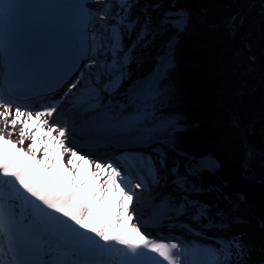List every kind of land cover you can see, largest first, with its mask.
<instances>
[{"label": "snow or ice", "instance_id": "1", "mask_svg": "<svg viewBox=\"0 0 264 264\" xmlns=\"http://www.w3.org/2000/svg\"><path fill=\"white\" fill-rule=\"evenodd\" d=\"M16 7L0 0V32ZM72 7L81 21L77 55L89 58L86 67L95 81L89 110L102 107L100 92H115L130 67L158 48L155 72L133 94L155 98L157 81L174 67L176 37L188 29L189 13L176 8L174 0H91ZM240 23L241 17H229L225 27L232 33ZM75 87L69 85L68 92ZM56 114L55 103L33 111L0 91V264H188L187 246L153 239L133 223L132 205L139 199L136 190L146 187L145 176L172 189L161 197L165 218L188 216L224 233L232 224L247 223L235 214L244 197L233 200L220 188L204 186L203 173L219 167L210 157L181 152L170 138L149 134L144 142L151 154L135 158L143 175L134 183L111 161H93L78 152L68 128L53 120ZM169 126L162 123L157 131ZM170 152L180 159L170 158ZM254 158V151L245 149V166ZM261 158L264 163V153ZM93 164L96 171H91ZM208 191L226 206L196 198ZM16 199L22 210L31 209L27 215L16 214ZM259 226L264 229V222ZM197 254L206 257L199 264H264V249L252 260L253 249L242 233L221 236L215 248Z\"/></svg>", "mask_w": 264, "mask_h": 264}, {"label": "trees", "instance_id": "2", "mask_svg": "<svg viewBox=\"0 0 264 264\" xmlns=\"http://www.w3.org/2000/svg\"><path fill=\"white\" fill-rule=\"evenodd\" d=\"M239 1H174L176 8L185 10L191 17L188 29L176 37L175 50H178L181 57L193 59L195 64L175 77L171 83L161 88L160 93H163V96H159L158 99L164 97L165 99L160 103V106L164 105L170 108L169 110L193 111V114L178 119L183 124L195 123L190 129L181 132L186 138L187 135L195 134L197 127L204 125L210 127L212 123L220 120L211 129L218 136L210 139L211 142H214V144L208 143L210 149L197 150L196 147L191 143L188 144L185 140L183 146L189 154L197 156L208 153L213 160L218 161L217 173L204 172L202 175V182L206 188L209 186L217 188L222 185L229 191L241 192L247 201H254L261 190L264 198V184L263 189L259 190L257 182L241 181L238 172L232 174L228 171L227 161L223 160L221 156L222 154L228 155L238 165L241 164L239 160L241 146L240 141H237L239 133L233 122L224 121L225 116H223L231 100H229V95L227 96L222 92V86H225L230 95L237 96V85L224 81L222 75L215 72V69L217 70L215 64H219L218 58L215 60L216 54L223 48L229 38V31L226 29L224 21L227 15L236 9ZM260 11H264V0H248L244 5L239 15L242 18V23L236 28V39L222 55L221 63L224 72L228 76L235 81L246 83L247 92L239 107V116L249 142L264 152V127L262 122L264 120V100L262 99L261 76L258 73L259 70L264 71V33L258 43L259 52L256 57L251 54L247 44V38L253 36L254 31L258 32L263 29L259 22L253 21ZM245 26L250 27L251 35L245 32ZM209 59L217 61L214 66H211L212 62ZM214 82H216L215 85ZM181 94L185 97L183 98ZM188 101L189 103H187ZM190 103L191 106H189ZM231 108L232 106L230 110ZM159 109V107L155 108V112L150 114H158ZM141 124L146 123L142 122ZM220 158L223 161L222 163L219 162ZM256 159L252 161L251 166L255 170L264 173V163H262L261 156ZM231 166L233 170L236 168L232 160ZM262 207L258 215L264 218V204H262Z\"/></svg>", "mask_w": 264, "mask_h": 264}, {"label": "rangeland", "instance_id": "3", "mask_svg": "<svg viewBox=\"0 0 264 264\" xmlns=\"http://www.w3.org/2000/svg\"><path fill=\"white\" fill-rule=\"evenodd\" d=\"M174 1H178L179 2L180 0H174ZM85 2H87L86 3L87 5L91 4V0H85ZM142 2H143V0H142ZM165 7H167V3L165 5ZM231 13H229V14H231ZM263 13H264V11H260L258 13V15L260 14V16H262ZM228 15H227V17H228ZM225 21H226V19H225ZM247 29L249 31L251 30V29L248 28V26H245V32H246ZM171 35H173V33L170 32V33L166 34L162 39L166 40ZM230 35H231V33L229 32V38H230ZM260 40H261V38H259L257 36L255 31H254V35L253 36H249L247 38V44H248V46L250 48L251 54L254 55L255 57L257 56V53L259 52L258 43H259ZM160 42L161 41L158 40L157 41V45H159ZM157 51H158V48L152 49L151 50V55L147 56L143 60L144 63H141V65H143V67H144V65H146V68L144 67V68H142L140 70H139V68H137L138 71H137V69H130V75L122 83L123 86L125 84L130 85V83H133L135 80L143 77L147 73H151L152 71H154L156 69L157 65H156L155 57H156ZM220 51H221V49L217 52L215 60L218 58ZM147 60H148V62L150 61L149 62L150 65L147 62ZM173 60L175 62H177L178 64H180L179 66H181L182 59H181L180 55H178L177 52H175V50H174V53H173ZM209 61L212 62L211 66H214V64L217 62V61H214V60H211V59H209ZM88 63H89V61H88ZM88 63L86 64V62H85L84 64L81 65L79 73L77 74V76H76V78H75V80H74V82L72 84H76L75 82H78V80L81 77H84V78L87 77L84 80V83L89 82V83L95 84L94 77L92 76L90 70L86 67V65H88ZM215 65H217V70L215 69V72L217 74L222 75L221 68H220L219 64L216 63ZM182 70H183V67H182ZM183 71H185V69ZM258 73H260V76H261V80H260L261 81V85H262L261 87H263L262 99L264 100V96H263V94H264V82H263L264 81V71H260L259 70ZM181 74L182 73H180V70H179V72L174 73L166 81H164L162 84H160L159 88H157L158 92H159V90L161 88H163L166 85H168L169 83H171V81L175 77H177L178 75H181ZM260 76H259V79H260ZM208 78L211 79L209 76H208ZM215 83L216 82H214V85H215ZM123 86L121 85L115 92H113L111 94L103 92V91L100 92L102 107H97V108H94L93 110L96 111V112H98V110H100L101 113L98 112L100 114V117L97 119V121L101 120V123H98L96 121L93 124H89V126H90V131H92V132H94L97 129H99L105 135H110L111 136L110 140L113 143H114V141L118 140L122 136H126V137H129V138L135 137V141H134L133 145H129L128 144L129 145L128 147H116L115 144H111L109 146H111L112 148L118 149L117 153L120 154V155H126L125 152L122 150V148H127L128 149V152H129L128 156L130 157V160L133 162L134 175H135L134 177H136V179H137V177L141 179V176L143 175V173L139 170L138 164L135 163V161L133 159H135V158H137V157H139L141 155H144L143 153H145V151H142L140 153L135 152L134 149L138 146L135 143L141 144L143 146H149L147 143H145L143 141L145 139V137L147 135H149V134H152L154 139H157V138L162 139L164 137L170 138L171 140L174 141V144H175L176 148H177V146L179 144H181L183 146L184 140H185V142H187L188 144L191 143L194 147H196L197 150L202 151V150L210 149L209 148L210 145L208 144L209 142H211L210 139L212 137L216 138L218 136V134H216V132L214 133L213 131H211V129L215 126V124H216V122L218 120L215 121L214 123H212L210 127H209V125H207V126L204 125V126L197 127V129L195 130V134L187 135V138H186L181 132H183L186 129H190L191 126L195 125V123H190L191 126L188 128V125H182V123H180L181 121H179L178 119H181V117H183V116H187V115L193 114V111L184 110V111L180 112L179 110H169L170 108H167L166 106L162 105L160 111L158 110L159 111L158 114L152 115L150 113L155 112L154 109L159 107L158 95H157L155 98H150L149 99V97H148L149 101L147 102L146 105H142V107L139 108L136 116L129 117L125 113H123L121 111V109L118 110L117 107L116 108H110L109 107L111 102H116V104L120 103V99H122L124 96H122L120 99H118L117 92H119L122 89ZM210 88H213V87H210ZM222 89H223L222 92L224 94H226L227 96L229 95V100H231L229 102L228 106L225 109V113L223 114V116H225V118H224L225 120L224 121H228V122L232 121L233 124L235 125L233 119L231 118L230 107L231 106L233 107L234 104H237V101L239 100V94L237 93L236 94L237 96H234V95L232 96V95H230L229 92H227L225 86H222ZM237 90H238V86H237ZM237 90H236V92H237ZM121 91H123V90H121ZM246 92L243 94V97L245 96ZM181 95H182L183 98L185 97V96H183V94H181ZM80 97H81V95H78V94H75L73 96V100H75V103L72 104V106L69 109V113H68V117L70 118V124H72V120L75 118V116H76V119H75L74 123H76L77 120L79 119V115L80 116L82 115V114H79L78 111L80 112L81 110H84V108H85V110H88L86 108V105H90V104L94 103V101L90 100V98L87 99L85 102H82V101H80ZM114 97H117V98L111 99V98H114ZM174 97H175V94H174ZM59 99L61 101H63L62 104H64L65 102L69 101V100H67V98L66 99H62V98L59 97ZM187 103H189V101ZM192 103H193V101H192ZM189 106H191V103L189 104ZM145 108L148 109L146 114L143 112V110ZM263 110H264V104H263ZM197 113H198V111H197ZM140 122H144L146 124L145 125H140L139 124ZM262 122H263V127H264V120ZM162 123H169L170 126L165 131H157V129L159 128V126ZM189 136H191V137H189ZM234 136H236V135H234ZM238 136H239V138L237 139V141L238 140L240 141V146H241V150H242L243 143H242L240 134ZM105 141H108V140L106 139ZM214 141H216V140H214ZM210 144H214V142H211ZM180 151L187 153L186 149L183 150V151L182 150H180ZM260 151L261 152H260V154H257V157L261 156V153H264L262 150H260ZM149 152L151 153V150H149L148 153L146 155H144V156L150 155ZM118 154H116L117 157L120 156ZM221 156H222L223 160L225 159L227 161L228 171L230 173H232V174L236 173L237 172V168H235L233 170L232 166H231V160L234 161L233 158L229 157L228 155L225 156V154H222ZM120 159H121V156H120ZM126 159H127V157H126ZM219 160H220L219 161L220 163L223 162L221 158ZM239 160L241 161V153H240ZM238 168H240V167H238ZM253 170L255 171V174L259 173V174L264 175V173L260 172V170H255L254 168H253ZM238 176L240 177V174ZM145 181H148V185H147V188L143 191V194H142L143 195V199H142V201L145 200V199L147 201H146V205L140 207V210H142V213H144L145 210L148 208L147 205H153L154 204V202H153L154 198H158V200H161V197L163 195H165L167 193H170L172 191V189L170 187L166 188V187H163V186H157L155 184H152L151 181H150V178H147L146 176L144 177V181L143 182H145ZM257 183L259 184V186H257L258 188H260L259 190L263 189V184H260L259 182H257ZM221 190L224 192V194L226 196H229L231 198L233 197L232 198L233 200L236 199V198H234V196L242 195V194H240L239 191L232 192V191H229L226 187H222ZM208 192L211 193L210 191H208ZM208 192L205 193V194H201L200 200H202V201L209 200V198H211L212 194H208ZM212 192H215V191H212ZM259 194H258V197L254 201H252V200L247 201L245 199L247 201V203H248V204L246 203L247 204V209H248L247 218L252 223H254L256 225L254 227V229H255L254 233L255 234H257L259 232V231L257 232L256 229L261 228L259 226V221H262V219L260 218V216L258 214L263 208L262 204H264L263 203L264 202V198H263V195H262V190L259 191ZM242 196L244 197V195H242ZM197 199H199V198H197ZM158 203H159L158 206H160L161 201L158 202ZM240 205H241V203L239 204V207H240ZM156 212L158 214L161 213V211H156ZM156 212H152V214L156 213ZM169 217H171V213H169ZM165 220H166V224L167 225H170L168 221H171V222L176 223L175 226H177L179 228H183L185 230L196 229L195 225L198 226L197 224H195L196 222L192 221L191 218L188 217V216L177 217V220H179L180 222L176 221L175 217H173V218H165ZM185 226H187V227H185ZM210 228L212 230L216 229V228H213V227H210ZM212 230L211 231H206V232H211L213 234ZM262 230H264V229L261 228L260 231H262ZM255 234L252 236L253 237L252 240H254L253 241L254 243H247L253 249L252 260H256L257 259V257H256L257 252H256L255 244H257V242H262L259 239H257V236ZM225 235H229V236L233 235V232H227V233H225ZM204 237H206V236H203V238ZM219 238L220 237H216L212 241L206 240L205 242L208 243L210 245V247L215 248L216 247V241ZM257 240H259V241H257ZM261 244H263V245H262V247L261 246L259 247L260 250L264 249V247H263L264 246V242L261 243ZM47 258L48 257H45V259H47Z\"/></svg>", "mask_w": 264, "mask_h": 264}, {"label": "bare ground", "instance_id": "4", "mask_svg": "<svg viewBox=\"0 0 264 264\" xmlns=\"http://www.w3.org/2000/svg\"><path fill=\"white\" fill-rule=\"evenodd\" d=\"M257 17H259V18H257ZM253 21L254 22H259L262 25V27H263L262 30L256 32L257 36L259 38H261L262 35H263V33H264L263 32L264 31V13H263L262 17L260 15L256 16ZM248 28H250V27L248 26ZM246 32L248 33V35L249 34L251 35V32L250 31L246 30ZM175 52H177V54L180 55L178 53V50H175ZM181 59H182L181 66H179L180 64H178L177 62L174 61V67H172V69L167 73L166 76H164L163 79H160V80L157 81V83H156V87L157 88H159L160 84H162L164 81H166L174 73L179 72V70H180V73H183V72L187 71L188 69H190V67H192L195 64L194 60L193 59L191 60V58L190 59H187V58L181 57ZM147 62H148V60H147ZM142 63H144V62H142ZM140 65L139 66L133 65V66L130 67V69H137V68H139V70H140V69H142L144 67L146 68V65H144V67H143V65H141V66ZM149 65H150V63H149ZM182 67H183V70L185 69V71L182 70ZM155 70L152 71L150 74H148L146 76V78L144 79V81L147 80V79H149L152 76V74L155 72ZM137 71H138V69H137ZM221 71L224 72V69L221 68ZM83 81H84V78L81 77L78 80V82H75L76 83V87L72 89V94H68L67 92H65L64 94H62L60 96V98H62V99H66L67 98V100H69V101H67L64 104H62L63 101H61L58 98V96L55 95L51 99V101L49 102V104L46 105V106H49V105H51L53 103L56 104V106H57V114L53 117V120L55 122H60L61 120H64L65 119V115H68L70 107L72 106L73 103H75V100H73V96L75 94L81 95L80 100L84 98V95H86V91H85V87L83 85H81V83ZM121 85L123 86V84H121ZM132 86H133V83H130V85L125 84L122 87V89H121L123 91H126L127 90V93H125V95H124L125 98L124 99H120V103H119L120 105L119 104H116V102H111L110 105H109V107L110 108H116L117 107L118 110L121 109V111L123 113H125L129 117L136 116L139 108H141L142 105H146L150 98L148 99V96L146 94L142 93V92L139 93L136 96H133V94L136 93L137 90L133 91V88L129 90V88L132 87ZM138 88H139V86H138ZM138 88L136 87V89H138ZM66 93H67V95H66ZM159 96H163V93H160V90L158 92V97ZM263 96H264V94H263ZM164 99H165L164 97L162 99H158V103H159V108L160 109H161L160 103H162V101H164ZM242 101H243V99H242ZM241 104H242V102H241ZM241 104H240V106H241ZM235 107H236V104L233 105V107L231 108L230 111L232 112ZM239 107L237 108L238 114H239ZM39 108H41V107H39ZM39 108H35V109H32V110L33 111H36V110H39ZM86 108L88 109V114H93L94 115V118H97L98 119L100 117V114H99V113H101L100 110H98L99 113L96 112V111H94L93 109L92 110H89V105H86ZM160 109H159V111H160ZM78 113L79 114L85 113V108H84V110H81L80 112L78 111ZM74 121H75V119H74ZM97 122L98 123H101V120H98ZM60 124H63V122H60ZM63 125L68 128V135H69V139H70L71 142H74L75 141V144H77L76 141H87V142H89V141L92 142L93 141V139L90 138V136H88V133H90L89 132V126L84 127V126L78 125V124H76V125H70L69 126L68 123L67 124L64 123ZM78 128H81L80 131L82 132V134H78L77 133V136L76 137L71 138L70 132L74 133V130H76ZM94 133L95 134H101V132H100L99 129H97L96 131H94ZM4 134L7 136V131H5ZM110 137H111L110 135H107L105 137H102L103 140H100L98 138L97 139V142H96L97 145H98V147L96 148V150L94 152H96L97 154H105V153H107V151L103 148V147H105V145L103 146V142H104V144L107 143V142H110L111 141L110 140ZM10 138L13 141H17L18 140V136H16V135H13ZM106 139L107 140L109 139V140L108 141H105ZM134 141H135V137L129 138V137H126V136H122L118 140L114 141V144L115 145H118L116 147H128L129 145H133ZM135 144L138 145L134 149V151L137 152V153H140L142 151H145V153H143V154L146 155L148 153V151L151 150L149 148V146H143V145L137 144V143H135ZM25 147H26V145H25ZM108 150L110 152H112V153H116L118 151V149L112 148L109 145H108ZM122 150L125 152L126 155H123V156L121 155V159L120 160H118V159L116 160L115 159V162H117L118 164H120L122 167L126 168V166H131L132 165V161L130 160V157L128 156V153H129L128 152V149L127 148H122ZM258 154H260V153H258ZM169 155H170V158L175 156L176 159H180V157L176 156V153L175 152H170ZM125 156L127 157V159H126ZM256 158H257V154L255 155V158L252 161L257 160ZM133 160H136V159H133ZM252 161L249 163L250 168L247 170V173L248 174L249 173H252V172L255 173V171L253 170V167L251 166ZM65 163H66V158H65ZM233 165L236 166L237 172H238V175H239L240 174L239 172H240L241 165H238L236 163V161H233ZM238 167H240V168H238ZM91 171H96V168L93 169V170H91ZM214 172L217 173L216 170ZM240 180L241 181H244V182H249L248 180L242 179V178H240ZM222 187H224V186L221 185L220 187H217V188L222 189ZM166 188H168V187H166ZM213 188H215V187H213ZM210 192L211 193L208 192V194H212L211 195V198H209V200H207L205 202H210V203H213V204L218 203L221 207H225L226 206L224 204L223 199H220L219 196H218V194L216 192H212V191H210ZM240 194H242V193L240 192ZM237 196H234V198H236ZM239 196H241V195H239ZM200 197H201V195L197 196L196 198H199L200 199ZM245 199L246 198H244V202H241V205L239 207L238 213H235V214L244 217L247 220V223L232 224L231 227H230V230L228 232H233V235L234 234H240V233H242L243 234L244 241L245 240L247 241V242L245 241L246 243H254L253 242L254 240H252L253 239L252 236L255 234L254 233V230H255L254 227L256 225L254 223H252L247 218V213H248L247 204L248 203H247V201ZM146 201L147 200L145 199V202ZM160 201L161 200H158V198H154L153 199L154 204L152 206L147 205V207L150 209V213L156 212V211H161L160 214H158L157 212H156V214H157V216L160 219H163L164 218V216H163V209L160 206H158V204H159L158 202H160ZM13 203L16 205L15 212H16L17 215H20V214L27 215V213L31 211L30 208H27V209L22 210V208H21L22 202L19 199H16ZM139 214H140V212H139ZM155 216L156 215H154L153 217H155ZM175 218H176V221L180 222L179 220H177V217H175ZM29 219H31V217H29ZM261 219H262V221H259V225H260L261 222H264V218H261ZM25 222L27 223V221H25ZM155 223H156V225H150V228L153 229V232H156V233L163 232V233H168V234H172V235L179 236V237H185V236H189L191 234V233H189L188 231H186L184 229L175 230V229L178 228L177 226L167 225L164 220L161 221V222L160 221H155ZM195 224L198 225V226L195 225V227H196V234H195V236H192L193 239L191 240V242L186 241L188 245H193V247L200 248L205 243V241L203 239V236H206L208 238L207 240L212 241L216 237H221V236H224L225 235L224 232H221V231H219L217 229L212 230L209 226H207V222L206 221L203 222V223H197L196 222ZM260 229L261 228L256 229V231L257 232L259 231V232L257 234H255L257 236V239H259L260 241H262V242H257V241H259V240H257L256 241L257 244H255L256 252H257V255H256L257 258H259L261 256V250L259 249V247L260 246L262 247L263 244H261V243L264 242V230L260 231ZM173 230H175V231H173ZM190 230L194 231L195 229H190ZM211 230L213 231V234L211 232H206V231H211ZM204 248H205V250H210L211 249L208 246H205Z\"/></svg>", "mask_w": 264, "mask_h": 264}, {"label": "water", "instance_id": "5", "mask_svg": "<svg viewBox=\"0 0 264 264\" xmlns=\"http://www.w3.org/2000/svg\"><path fill=\"white\" fill-rule=\"evenodd\" d=\"M248 2V0H240L236 9L228 15V17L226 18V21H225V24L227 23L229 17H233V16H239L241 11H242V8L244 7V5ZM236 36H237V29L231 33L230 35V38L227 40V42L224 44L223 48L221 49L220 53H219V56H218V61H219V66L221 68L222 67V63H221V57L223 55V53L230 47V45L234 42V40L236 39ZM223 72V71H221ZM150 74V73H147L145 74L143 77L139 78L138 80H135L133 82V86L129 88L130 89H134L135 87L139 86L140 84L143 83L144 79L146 78V76ZM222 79L226 82H229V83H233V84H236L238 86V90H237V93L239 94V100L236 104V107L234 108V110L231 112V118L233 119L234 122H237L235 123V126L237 128V131L238 133L240 134L241 136V140H242V143H243V147H242V150H241V168H240V178L242 179H246L248 180L249 182H259L260 184H264V175L262 174H255V173H247V170L250 168L249 164L247 166H245V149H251L254 151L255 155L260 153L261 151L255 147L254 145H252L249 140L247 139V136H246V132H245V129H244V126H243V123L239 117V114L237 112V108L240 106L241 102H242V99H243V94L247 91V86H246V83L245 82H239V81H235L234 79H232L230 76H228L225 72L222 73ZM125 93H127V90L126 91H119L117 92V97L118 99H120L122 96L125 95ZM117 97H114V98H111V99H115ZM84 114L85 116H87V121H94L96 120L97 118H94V115L93 114H88V110H85V113H82ZM185 125H188V128L191 126L190 124H185ZM180 145V146H179ZM177 146L178 149L180 150H184L186 149L184 146H182L181 144H179ZM257 151V152H256ZM201 156H206V157H210L212 159V157L206 153V154H201V155H197V157H201ZM216 162L218 163V161L216 160ZM218 170V168L216 169V171ZM246 172V173H245Z\"/></svg>", "mask_w": 264, "mask_h": 264}, {"label": "built area", "instance_id": "6", "mask_svg": "<svg viewBox=\"0 0 264 264\" xmlns=\"http://www.w3.org/2000/svg\"><path fill=\"white\" fill-rule=\"evenodd\" d=\"M262 17V16H261ZM257 18H259V17H257Z\"/></svg>", "mask_w": 264, "mask_h": 264}]
</instances>
